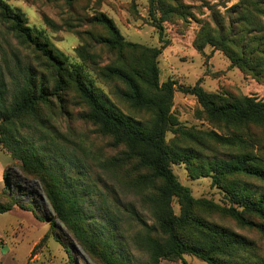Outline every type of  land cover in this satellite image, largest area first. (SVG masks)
Here are the masks:
<instances>
[{
    "label": "trees",
    "instance_id": "obj_1",
    "mask_svg": "<svg viewBox=\"0 0 264 264\" xmlns=\"http://www.w3.org/2000/svg\"><path fill=\"white\" fill-rule=\"evenodd\" d=\"M150 4V13L163 39L162 23L181 10L171 6L168 0H150ZM158 10L165 17L157 18ZM234 12L237 18L229 16L228 22L216 20L215 28L210 23L203 24L194 45L200 52L207 46L223 51L232 67L264 82V0H241L234 6ZM93 21L107 32V36L99 37L100 44L121 55L130 53L125 65L101 67L100 75L118 83V97L132 110L148 113V120L122 112L106 98L84 64L70 62L43 31L29 25L21 9L0 0V144L21 163L26 175L40 181L56 215L52 224L58 222L67 229L68 236L63 237L70 245L66 248L77 243L100 264H135L136 258L129 253L125 255L120 248V237H127L124 236L127 224L132 230L131 240L128 239L148 255V264L183 260L185 255H193L207 264H264V255L254 241L209 221L203 214L220 212L242 228L264 236V190L235 179L244 176L264 183V167L249 155L206 160L195 148H182L166 140L177 125L172 114L177 88L195 96L211 122L235 127L254 125L264 129V101L251 96L209 93L200 85L183 87L172 80L161 83L158 57L163 48L125 41L115 22L105 13L96 14ZM11 40L34 54L36 65L18 55ZM3 43L8 44L13 57ZM77 52L86 64L94 62L84 47ZM71 98L84 104L85 119L97 126L100 134L123 148L107 162H98L102 174L90 182L88 162L76 150H70L46 115L55 104L60 110L66 109ZM24 128L29 130L28 135H22ZM175 163H187L195 173L211 176L237 208H221L211 201L194 198L190 188L182 185L174 173ZM125 164H134L139 172L132 184L139 191L143 211L149 218L134 204H126L121 210L106 203L108 223L98 222L90 208L85 207L86 199L102 193L99 185L102 181L108 185L102 180L103 174L111 170L114 173ZM15 188L18 186L8 178L4 193L10 194V200L0 203V214L15 207L32 208L18 198ZM36 193L31 191V198ZM175 200L181 206L179 215L174 210ZM51 231L61 244L54 225ZM48 237L49 234L43 240Z\"/></svg>",
    "mask_w": 264,
    "mask_h": 264
},
{
    "label": "rangeland",
    "instance_id": "obj_2",
    "mask_svg": "<svg viewBox=\"0 0 264 264\" xmlns=\"http://www.w3.org/2000/svg\"><path fill=\"white\" fill-rule=\"evenodd\" d=\"M5 1L10 6L21 9L27 16L29 25L43 31L49 41L69 57L70 62L84 64L87 73L103 90L106 98L127 115L140 120L150 118L146 112L132 110L118 97L116 86L119 84L105 80L99 73V68L107 65H125L130 53L125 52L121 55L99 43V37L107 36V32L93 21V16L98 13H105L115 22L125 41L149 48H163L158 57L161 83L172 80L183 87L200 85L209 93L251 96L264 101V82L257 81L240 69L232 67L231 61L223 51L207 46L200 52L194 45L203 24L210 23L215 28L216 20L223 19L228 22L229 16L237 18L234 6L241 0H176V2L168 0L171 6H178L181 11L171 15L168 21L162 23L163 39L160 38L159 30L150 13V0ZM156 16L159 19L165 17L160 10L156 11ZM3 44L10 57H13L8 44ZM11 44L18 55L36 65L34 54L32 55L15 41L11 40ZM80 47H84L89 52L94 60L92 64H86L80 57L77 52ZM70 100L66 109L60 110L55 104L52 111H47L46 115L51 126L63 135L70 150H76V153L88 162L91 177L87 181L90 182L98 174H102L98 162L100 160L107 162L118 155L123 148L116 147L110 137L100 134L98 127L85 119L84 104L77 99ZM172 114L177 120V125L167 134L166 140L169 144L182 148H195L206 160H231L238 156L249 155L255 163L264 167L262 127L254 125L235 127L211 122L196 97L178 88L174 95ZM21 133L28 135L29 130L24 128ZM20 164L0 144V203H7L10 200V194H5L4 190L8 178H11L20 188H15L14 193L16 192L18 198L26 205L32 207L28 210L15 207L10 212L0 214V264H100L77 243L72 244L70 249L66 248L70 245L64 239L68 236L67 229L58 222L52 224L56 215L40 181L26 175ZM191 167L187 163L172 165L179 181L190 188L194 198L211 201L221 208L231 206L237 208L228 200L224 189L215 183L211 176L197 174L191 170ZM112 172L111 170V173L102 175V180H106L108 185L105 186L102 181L99 184L102 193L87 197L85 207L90 208L98 222L105 224L108 223L106 203L109 206H119L121 210H124L126 204H134L142 215L149 218V215L143 211L140 193L132 184L139 174L135 165L125 164ZM235 179L252 184L258 190H264V183L259 180L244 176H237ZM31 191L37 192L33 198L30 195ZM21 193L26 195L22 196ZM173 206L175 213L179 215L181 213L179 202L175 200ZM203 214L209 221L254 241L264 255V236L254 230L242 228L234 219L220 212L207 211ZM52 225L55 227V233L61 236V244L51 234ZM127 226L126 224V230L124 229V236L126 234L127 237L121 236L119 240L122 252L134 256L135 264H148V255L130 242L129 231L132 230ZM47 234L49 237L43 240ZM161 264L207 263L193 255H185L183 260H163Z\"/></svg>",
    "mask_w": 264,
    "mask_h": 264
}]
</instances>
